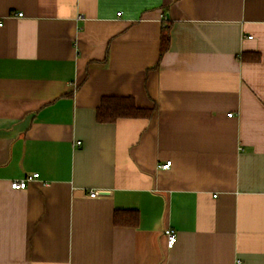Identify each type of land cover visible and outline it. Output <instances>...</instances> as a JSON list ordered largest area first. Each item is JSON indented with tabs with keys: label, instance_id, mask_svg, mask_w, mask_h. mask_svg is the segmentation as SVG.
I'll use <instances>...</instances> for the list:
<instances>
[{
	"label": "crops",
	"instance_id": "0c3cea01",
	"mask_svg": "<svg viewBox=\"0 0 264 264\" xmlns=\"http://www.w3.org/2000/svg\"><path fill=\"white\" fill-rule=\"evenodd\" d=\"M0 24V264H264V0H0ZM105 96L152 118L99 123Z\"/></svg>",
	"mask_w": 264,
	"mask_h": 264
},
{
	"label": "trees",
	"instance_id": "16d2710c",
	"mask_svg": "<svg viewBox=\"0 0 264 264\" xmlns=\"http://www.w3.org/2000/svg\"><path fill=\"white\" fill-rule=\"evenodd\" d=\"M171 25H166L161 31L160 59L168 52L171 44ZM259 54L254 58L259 60ZM154 109L142 108L132 97L105 96L96 112L99 123H114L119 119L144 118L151 119ZM138 214L135 211H119L115 213L116 226H135Z\"/></svg>",
	"mask_w": 264,
	"mask_h": 264
},
{
	"label": "built area",
	"instance_id": "2783aa9c",
	"mask_svg": "<svg viewBox=\"0 0 264 264\" xmlns=\"http://www.w3.org/2000/svg\"><path fill=\"white\" fill-rule=\"evenodd\" d=\"M22 13H19L18 16H22ZM0 26H2V24H0ZM251 39V37H249ZM171 165V162L168 161L165 164L161 165L162 169H167L169 168ZM38 177V174H33V175H28L23 179L20 180H15L12 181L10 186L11 189L13 190H25L28 185L31 182H34ZM90 197L94 198L96 197V193L92 192L90 194ZM165 238H166V244H167V248L171 249L173 248V246L175 245L177 238H178V233L175 229L173 228H167L164 232ZM237 264H242L240 261L237 262Z\"/></svg>",
	"mask_w": 264,
	"mask_h": 264
}]
</instances>
